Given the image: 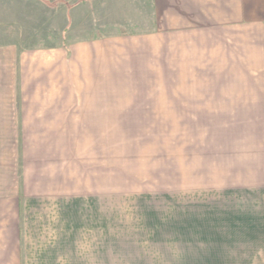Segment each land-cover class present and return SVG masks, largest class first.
<instances>
[{
    "label": "crops",
    "instance_id": "0c3cea01",
    "mask_svg": "<svg viewBox=\"0 0 264 264\" xmlns=\"http://www.w3.org/2000/svg\"><path fill=\"white\" fill-rule=\"evenodd\" d=\"M49 1L67 27L124 0ZM143 1L160 27L0 45V264H104L121 130H180V193L255 185L264 264V0Z\"/></svg>",
    "mask_w": 264,
    "mask_h": 264
},
{
    "label": "rangeland",
    "instance_id": "374dc122",
    "mask_svg": "<svg viewBox=\"0 0 264 264\" xmlns=\"http://www.w3.org/2000/svg\"><path fill=\"white\" fill-rule=\"evenodd\" d=\"M139 1L110 3L109 10L90 2L94 16L77 11L66 27L52 1L0 0V45L48 47L65 43L69 33L160 27L155 2ZM138 4L148 11L136 16ZM130 13L136 17H124ZM111 132L104 139V264H257L255 185L180 193V130Z\"/></svg>",
    "mask_w": 264,
    "mask_h": 264
}]
</instances>
